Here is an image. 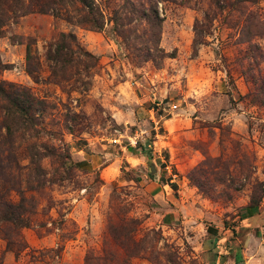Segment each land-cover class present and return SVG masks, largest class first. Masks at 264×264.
Here are the masks:
<instances>
[{"label":"rangeland","instance_id":"374dc122","mask_svg":"<svg viewBox=\"0 0 264 264\" xmlns=\"http://www.w3.org/2000/svg\"><path fill=\"white\" fill-rule=\"evenodd\" d=\"M0 264H264V0H0Z\"/></svg>","mask_w":264,"mask_h":264},{"label":"trees","instance_id":"16d2710c","mask_svg":"<svg viewBox=\"0 0 264 264\" xmlns=\"http://www.w3.org/2000/svg\"><path fill=\"white\" fill-rule=\"evenodd\" d=\"M74 38L73 35L69 34H62L60 36V39L55 44L54 47H51L47 51V57L53 62V74H57L61 72L62 70H65L68 66L72 65L73 63V57L71 53H69V45L67 42V38ZM90 56V55H89ZM91 57V56H90ZM92 58V57H91ZM60 69V70H58ZM5 127L8 130V134L10 133V126H7V123L5 122ZM172 187H176L174 184H171ZM259 203L257 202V199L255 197L252 198L250 207H256ZM10 208H14L15 206L9 205ZM17 208V207H16Z\"/></svg>","mask_w":264,"mask_h":264},{"label":"built area","instance_id":"2783aa9c","mask_svg":"<svg viewBox=\"0 0 264 264\" xmlns=\"http://www.w3.org/2000/svg\"><path fill=\"white\" fill-rule=\"evenodd\" d=\"M169 109H170L171 111H175V110L178 109V105H176V104H174V105H170V106H169ZM114 142L117 144V143H118V140H115Z\"/></svg>","mask_w":264,"mask_h":264},{"label":"crops","instance_id":"0c3cea01","mask_svg":"<svg viewBox=\"0 0 264 264\" xmlns=\"http://www.w3.org/2000/svg\"><path fill=\"white\" fill-rule=\"evenodd\" d=\"M174 104H176V103H169L168 106H170V105H174ZM176 105H177V104H176Z\"/></svg>","mask_w":264,"mask_h":264}]
</instances>
